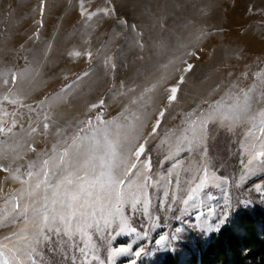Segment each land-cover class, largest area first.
<instances>
[{
  "label": "rangeland",
  "instance_id": "rangeland-1",
  "mask_svg": "<svg viewBox=\"0 0 264 264\" xmlns=\"http://www.w3.org/2000/svg\"><path fill=\"white\" fill-rule=\"evenodd\" d=\"M188 64L193 67L184 71ZM173 86L177 99L169 102ZM244 93L248 112L235 122L223 119ZM261 111L264 0H0V249L22 247L25 241L13 233L23 231L30 240L35 230L31 220L12 222V207L28 187L21 181L36 183L27 175L29 163L35 162L33 173L40 171L54 144L63 152L73 136L91 135L89 127L111 121L110 131L120 126L122 157L129 146L145 144L140 159L127 156V171L115 174L122 176L119 188L132 191L150 178L143 188L147 210L143 202L135 209L122 205L117 222L122 216L123 232L113 224L91 232V240L77 235L75 248L50 233L36 246V264H152L169 253L184 257L240 212L264 209V157L256 154L264 151ZM202 121L203 140L189 150ZM42 195L38 190L35 198Z\"/></svg>",
  "mask_w": 264,
  "mask_h": 264
},
{
  "label": "snow or ice",
  "instance_id": "snow-or-ice-1",
  "mask_svg": "<svg viewBox=\"0 0 264 264\" xmlns=\"http://www.w3.org/2000/svg\"><path fill=\"white\" fill-rule=\"evenodd\" d=\"M107 11V10H105ZM91 15V14H89ZM79 55V53H76ZM91 56V53H88ZM193 66L188 64L184 71H190ZM15 81V76L12 77ZM184 77H180L182 83ZM8 83L7 80L4 81ZM178 87L173 86L168 91L169 102L177 99ZM5 100L9 99V96H4ZM250 97L248 93H244L243 100L236 99L226 111L221 113V116L225 120L239 119L241 115H245L249 108ZM12 104L18 103L17 99L10 101ZM103 103V101H101ZM91 107H97L93 104ZM164 111L159 112V116L164 117ZM8 115V113H5ZM15 116V113H12ZM212 113L208 116L211 117ZM260 131L264 132V111L259 114ZM47 119V117H45ZM99 120V116H97ZM255 120L256 117L251 118ZM159 119L153 126L152 131L155 132L159 126ZM81 123H84L81 121ZM16 124L15 119L12 121V126ZM87 124L91 126V121H87ZM112 122H106L104 127L88 128L91 135H75L72 137V143L68 144L63 152L57 153L56 145H53V155L43 161V165L40 171L33 173L31 169L34 167L35 162L29 163V171L27 175L31 178L36 177V183L33 186L28 181H21L22 184H27L28 187L23 189L17 197V203L12 207V212L15 215L12 216V222L15 223L17 219L21 217L27 223L31 220L35 225V230L31 233V239H28V234L13 233L14 237L23 239L25 241L22 247L9 248L7 245H3L0 249V257L3 260L0 264H36V260L33 258L38 255L36 246L42 241L50 240L49 234H55L57 237L63 239L67 237L65 243L69 247H78L75 237L79 235L81 238L87 236L91 240V232H100L102 228L107 230L111 225L115 224L123 232V217L117 222V214L121 211V206L124 204H130L133 209L137 204L144 203L145 211L147 210L146 195L143 193V188L147 187V181L150 179L148 176H144V183L136 184V190L132 191L128 188H119L122 184V176L117 175L116 170L123 167L125 172L127 171V156L135 155L139 160L141 155L145 151V144L141 143L138 147L135 145L127 148V156L122 157L118 151L120 148L119 142V127L115 132L110 131L109 125ZM44 129H48L49 125L45 123ZM203 121L201 122L199 131L193 128L191 139L188 141L189 150L191 147H195L203 140ZM5 129L0 127V132H4ZM8 132H12V127L7 129ZM34 132L35 129H32ZM80 132H85L84 128L80 129ZM126 138V137H125ZM64 143H67L66 141ZM264 147V144L261 145ZM180 150L179 148L177 149ZM257 155L264 157V151L256 153ZM142 165L144 162H141ZM150 165V160L147 161ZM135 167L133 163L131 165ZM5 171H12L10 167L5 168ZM15 173H19L20 169L17 167L14 169ZM83 173V174H81ZM43 176L41 180L40 177ZM139 175V169L137 170ZM204 176L207 177V170L204 171ZM15 179H20L18 175H13ZM205 180L201 179L194 188L192 193L195 194L202 188ZM131 183V182H130ZM179 183V181H177ZM43 195L37 199V191L41 190ZM145 195V200L141 201L140 196ZM168 193L165 192L164 196ZM21 198H27L28 203L21 204L19 200ZM188 199H193V195H189ZM116 203L113 206L112 201ZM187 203V201H185ZM16 209H19L17 212ZM11 215V213H9ZM110 217V218H109ZM7 219V216L5 217ZM103 221V223H101ZM224 221L220 220L222 224ZM47 230V231H46ZM134 230V229H133ZM5 240L11 242L12 237H5ZM165 240L164 236L160 237L157 241L158 244ZM93 258L95 259L94 249L95 245H92ZM82 255H87L84 248H79ZM128 249H119L118 252L124 253ZM141 251H136L135 256L139 257ZM135 264V261H133Z\"/></svg>",
  "mask_w": 264,
  "mask_h": 264
},
{
  "label": "trees",
  "instance_id": "trees-1",
  "mask_svg": "<svg viewBox=\"0 0 264 264\" xmlns=\"http://www.w3.org/2000/svg\"><path fill=\"white\" fill-rule=\"evenodd\" d=\"M152 264H264V209L242 211L184 257L169 253Z\"/></svg>",
  "mask_w": 264,
  "mask_h": 264
}]
</instances>
